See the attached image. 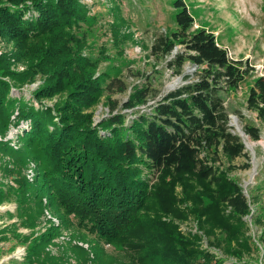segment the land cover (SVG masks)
<instances>
[{
    "label": "trees",
    "instance_id": "1",
    "mask_svg": "<svg viewBox=\"0 0 264 264\" xmlns=\"http://www.w3.org/2000/svg\"><path fill=\"white\" fill-rule=\"evenodd\" d=\"M174 6L178 28L159 36L152 53L171 54L182 44L168 66L181 74L189 60L201 69L142 112L136 108L149 101L151 88L136 87L120 108L112 90L123 91L126 83L98 74L96 61L84 54L87 42L80 32L90 11L80 0H0V36L12 45L0 55V135L4 139L12 125L29 126L18 134L17 148L0 139V204L17 205L15 212L0 211V217L19 220L1 227L0 244L12 238L26 245L20 264H60L48 250L60 228L35 235L45 209L58 203L100 238L135 242L133 247L148 252L140 264H191L187 257L197 255L213 262L215 256L199 247L184 245L178 252L171 234L176 223L163 220L171 210L163 201L172 193L166 175L192 174L227 184L220 199L239 214L249 212L243 189L214 163L224 155L245 157L241 166H251L222 91L252 80L247 108L264 124V76L253 78L255 68L232 58L214 32L194 30L185 0H175ZM18 64L25 69L14 68ZM38 78L43 82L31 99L12 94ZM104 96L110 114L95 123V108ZM54 98V105L45 103ZM130 109L137 115L128 122L123 110ZM244 130L254 140L262 137V127L249 120ZM31 163L37 172L33 180L24 174ZM10 178L17 185L6 181ZM21 226L34 231L20 232ZM75 248L86 255L83 247Z\"/></svg>",
    "mask_w": 264,
    "mask_h": 264
},
{
    "label": "rangeland",
    "instance_id": "2",
    "mask_svg": "<svg viewBox=\"0 0 264 264\" xmlns=\"http://www.w3.org/2000/svg\"><path fill=\"white\" fill-rule=\"evenodd\" d=\"M175 0H80L89 9V15L83 23L80 34L86 37L87 47L84 54L96 61L98 74L107 73L109 78H116L126 83V89L112 90V99L119 102L120 108L128 100L136 87L149 86L151 95L146 104L136 109L149 111L155 100L197 77L201 69L187 60L183 72L177 74L168 66L174 53L182 50L178 44L171 54L156 55L152 53L155 40L178 28ZM195 17L193 29L206 28L215 33L218 42L225 47L234 59H242L255 68L254 77L264 76V0H185ZM12 49L0 36V55ZM14 68L24 70L22 64ZM26 84L21 89L13 88L14 96L33 97V92L42 84ZM252 80L237 88L223 90L222 95L231 116L234 130L236 123L245 132L244 126L249 120L262 127V137L254 140L250 136L252 147L249 153V168L241 165L245 157L234 160L221 155V160L214 164L225 172L228 179L237 182L243 189L250 206L246 214H239L228 203L220 199V193L229 189L227 184L215 185L210 179L188 175H166L165 182L172 187L171 198H163L171 210L163 220L176 223L171 231L177 240L178 252L187 247H199L202 251L215 256L213 262H206L202 255L187 257L191 264H264V124L257 114L247 108V98ZM110 91H106V94ZM51 106L57 98L45 100ZM107 97L95 108V123L110 114ZM39 107V103H36ZM128 114V122L137 115L132 109L123 110ZM241 115L247 119L244 120ZM27 123L11 126L7 135L0 139L18 147L19 133H23ZM244 141L247 142L243 135ZM3 175V169H0ZM25 176L33 180L37 174L35 163L24 170ZM14 179V178H13ZM12 178L6 179L17 185ZM10 180V181H9ZM53 191V190H52ZM48 204V197L44 198ZM16 203L0 204V211L16 210ZM18 218L10 219L7 215L0 217L1 227ZM60 228V234L50 244L48 250L59 257L60 264H140L139 259L147 251L133 247L135 242H108L100 238L88 227L82 225L73 215L65 213L60 203L45 209L39 220L37 233L46 232L48 227ZM20 232L29 234L33 229L20 227ZM86 251L84 257L75 246ZM250 246L249 251L247 247ZM0 264H20L24 261L27 246L17 239L2 241L0 244ZM14 258L18 261L14 262ZM93 260V261H92ZM153 263V262H152ZM151 262L147 264H152Z\"/></svg>",
    "mask_w": 264,
    "mask_h": 264
},
{
    "label": "bare ground",
    "instance_id": "3",
    "mask_svg": "<svg viewBox=\"0 0 264 264\" xmlns=\"http://www.w3.org/2000/svg\"><path fill=\"white\" fill-rule=\"evenodd\" d=\"M236 125H237V129H238L240 132L244 133V137H245V139L247 140V143H248L249 147H252V146H253V143L250 142V139L248 138V136H246V133L241 129V127H240L237 123H236Z\"/></svg>",
    "mask_w": 264,
    "mask_h": 264
},
{
    "label": "water",
    "instance_id": "4",
    "mask_svg": "<svg viewBox=\"0 0 264 264\" xmlns=\"http://www.w3.org/2000/svg\"><path fill=\"white\" fill-rule=\"evenodd\" d=\"M240 135L243 137L244 133L241 132ZM244 142H245L246 146L249 147L248 143L246 141H244Z\"/></svg>",
    "mask_w": 264,
    "mask_h": 264
}]
</instances>
